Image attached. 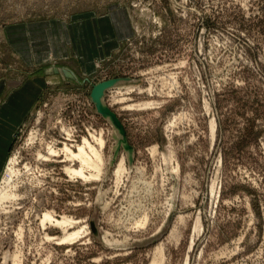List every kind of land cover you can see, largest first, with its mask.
<instances>
[{
  "label": "rangeland",
  "instance_id": "1",
  "mask_svg": "<svg viewBox=\"0 0 264 264\" xmlns=\"http://www.w3.org/2000/svg\"><path fill=\"white\" fill-rule=\"evenodd\" d=\"M2 139L0 264H264V0H0Z\"/></svg>",
  "mask_w": 264,
  "mask_h": 264
},
{
  "label": "bare ground",
  "instance_id": "2",
  "mask_svg": "<svg viewBox=\"0 0 264 264\" xmlns=\"http://www.w3.org/2000/svg\"><path fill=\"white\" fill-rule=\"evenodd\" d=\"M94 140L101 147H103L105 144L104 139L101 136L100 137H94ZM46 150H47V152L45 153V155H43V154L38 155L40 159H46L47 160L48 158H50L52 156L58 155L60 151H63L65 154V157L68 158L69 161L70 160L72 162H74L75 160L79 161V163H80L79 167H74V168L72 166L66 167L67 173H69L71 175H77V176L82 177L84 179H88L90 176L91 177L98 176L97 174H89L88 175V173H87V171H89V169L91 167L96 168L98 163L102 160L101 152L95 148V146L90 142L89 139L84 138L82 143L80 145H78L77 151H74V152L71 151L67 145L61 150L57 149V147H55V145H51ZM17 161H18L17 158H12V167L9 169L10 173H12V174H15L13 165L15 166ZM118 165H119V167H118L117 171L123 172L125 169L124 162H121V164L119 163ZM15 170H16V168H15ZM12 174H10V176H12ZM8 181H10V180L8 179L7 182ZM6 186L8 187V185H6ZM9 191H8V189L6 190L5 188L1 189L0 201H2L3 199H6V198H10L13 195L12 194L13 192L11 193V191L10 192ZM46 217L53 218L49 214H47ZM63 223H65V222L59 223V225H62ZM152 264H163V261L158 259V260H155Z\"/></svg>",
  "mask_w": 264,
  "mask_h": 264
},
{
  "label": "water",
  "instance_id": "3",
  "mask_svg": "<svg viewBox=\"0 0 264 264\" xmlns=\"http://www.w3.org/2000/svg\"><path fill=\"white\" fill-rule=\"evenodd\" d=\"M118 78H111V79H106L102 80L96 84H94L92 90H91V95H92V100L95 103V106H97L98 112L102 113L104 116L108 117L110 120H112L113 124L115 127L119 129V132L124 136L125 139V134H124V127L122 121L118 118L117 114L108 106L105 104L103 100V95H104V90L107 87L113 86L115 82H117Z\"/></svg>",
  "mask_w": 264,
  "mask_h": 264
},
{
  "label": "crops",
  "instance_id": "4",
  "mask_svg": "<svg viewBox=\"0 0 264 264\" xmlns=\"http://www.w3.org/2000/svg\"><path fill=\"white\" fill-rule=\"evenodd\" d=\"M32 87H34V88H32ZM38 88L39 87H36L35 85L34 86L32 85L31 87H29V89L26 88L25 91L22 90V91L19 92V93H21V96H23L22 98H24V99H26L28 101V104L25 107L22 108L23 112L20 113L21 115H17V117L19 118L18 121H20L29 112V110H30L29 108L31 107L33 101L36 99V96H37L36 93H37ZM17 89H19V88H17ZM9 106H11V105H9ZM15 107H16L15 105L14 106H11L9 108L6 107V108H4V112H7L9 110H12ZM2 140L0 141V159H1V157L3 158L4 156H6V153L4 151L5 150L4 149V146H5L6 143L4 144V140L3 141Z\"/></svg>",
  "mask_w": 264,
  "mask_h": 264
}]
</instances>
